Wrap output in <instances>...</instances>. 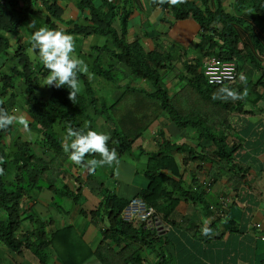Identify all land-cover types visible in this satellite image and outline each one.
Returning <instances> with one entry per match:
<instances>
[{"label": "trees", "instance_id": "16d2710c", "mask_svg": "<svg viewBox=\"0 0 264 264\" xmlns=\"http://www.w3.org/2000/svg\"><path fill=\"white\" fill-rule=\"evenodd\" d=\"M46 1L50 4L44 6L52 11L55 0ZM196 2H199L200 6ZM149 3L167 9L170 13V22L186 17L194 20L199 25V35L203 39V44L191 48L195 54L190 59L177 47L165 52L160 51L156 46L143 50L138 42L139 36L127 32L128 10L121 12L106 0H75V9L80 14L86 11V16H82L79 22L70 20L72 27L67 31L74 36L75 54L85 61L88 72L78 74L83 101L77 94L75 101L72 102L68 99L69 89L66 86L60 88L43 86L48 72L39 59V53L31 47H26L28 42L24 43L22 37L18 35L22 26L29 28L32 22L39 28L45 21V16L39 13L31 0H0V100L4 101L2 107L9 113L15 115L16 110L20 109L28 121L27 128L14 123L17 129H24L25 135L17 130L14 131L16 132L14 135L8 134L11 132V126L0 129V168L3 169L0 173V211L2 212L0 241L12 250H17L19 246L25 247L36 257L39 264H49L50 256L61 264H80L89 255H97V249L83 251L81 246L84 248L85 246L70 225L48 230L45 228L46 222L38 219L30 220L32 227L28 232L21 233V238L16 236L19 223L27 218L22 216L24 210L19 208L22 196L30 195L29 192L35 194L41 187L50 188L54 185V194L61 198H70L74 202L77 200V195L64 183L59 186L55 182L51 183V177L44 179L49 180L44 185L40 183L44 180L39 176H43V172L47 171L50 162L43 161L39 153H34L30 146L33 143L29 139L31 135L40 137L39 142L42 144L40 151L42 153L45 150L52 151L54 162L59 164L67 158L62 142L68 140L66 132L69 126L80 129L88 122L91 128L97 130V122L99 124L107 122L112 125L111 128L106 126L107 133L110 134L108 146L115 148L117 155H121L130 149L132 141L141 129H145L159 112L163 111L177 126L183 125L196 133L199 139L197 147L201 151L206 146L203 140H208L212 145L213 157L216 158L215 163L221 162L218 167L224 172L225 169L222 167L230 161V155L238 146L232 144L228 147L223 133L212 132L213 126L203 122L198 115L194 117L192 110L184 113L175 105L177 99L174 98L175 103L167 96L161 72L171 71L176 64H180L179 59L186 58L182 61L180 70L178 69L182 77L187 80L184 87H191L200 96L203 104L209 107L206 111L211 117L209 120L223 123L227 113L231 111L245 113L246 110H242L243 103L255 105L264 90V68L252 57V48L257 54L261 53V43L254 37L253 30L251 31L249 26L241 28L242 30L238 29L235 23L236 16L225 13L219 3H216L213 9L209 5V0H183V3L177 5H172L167 0L164 3L160 0H149ZM234 5L237 7L234 8L235 12L247 9L255 15L257 22L261 23L264 17V11L261 16V1L235 0ZM53 13L58 16L56 11ZM58 19L62 21L61 18ZM114 21L117 23L116 27L113 26ZM258 26L264 31L260 24ZM244 33H247V37L242 40ZM93 35L102 38V45L95 54L85 56L81 53V42L84 38ZM101 51H105V55L101 54ZM204 56L231 60L237 70L248 61L252 72L262 70V75L258 79L248 78L246 84L237 85L235 88L229 85L209 84L202 75L199 61ZM113 68L118 74L112 73ZM89 75L111 84H117L119 75L120 79L126 76L134 80H142L145 82L144 86L131 83L122 86L123 90L129 88L132 89L131 92L140 94L139 97L142 99L135 98L119 104L120 96H116L107 104L105 97L96 95ZM15 81L18 82L17 87ZM116 86L120 87L118 84ZM245 87L248 94L243 99L221 98L224 94L220 90L223 88L242 94ZM44 90H46L44 96L41 93L37 94V91ZM214 95L217 96L216 99H213ZM13 107L14 110L11 109ZM101 115H105L104 119H101ZM19 117L23 118L22 115ZM205 134L209 135L208 138ZM6 136L7 142L4 140ZM171 145L172 150L185 153L187 160L204 158L187 144L171 143ZM37 160L41 163H37ZM165 170L172 173L176 170L171 159H164L158 153L147 158L143 170L147 184L133 195L153 207L159 219L166 218L172 210V205L179 199L194 203L204 202L201 192H196L191 187L182 190L181 183L168 180V176L163 174ZM128 199L117 197L112 191L106 190L102 199L84 214L88 215L94 224L97 223L102 227L99 229L98 244L108 243L109 246V243H122L120 249L124 250L132 247L131 252L126 256L127 261L130 264H146L138 253L146 240L154 239L155 233L143 228L142 224L121 220L120 212ZM166 200L169 202L168 205L164 204ZM123 260L125 261V258Z\"/></svg>", "mask_w": 264, "mask_h": 264}, {"label": "crops", "instance_id": "0c3cea01", "mask_svg": "<svg viewBox=\"0 0 264 264\" xmlns=\"http://www.w3.org/2000/svg\"><path fill=\"white\" fill-rule=\"evenodd\" d=\"M106 1L111 2L121 12L129 11L127 32L140 35L142 43L148 45L146 49L160 46L156 41L157 37H161L160 43L163 41L162 38L166 37L165 43L174 42L172 46L179 49L200 47L203 44V39L199 35V25L191 18L186 17L170 22L169 11L150 5L149 0ZM257 1H261L262 16L264 0ZM234 2L235 0H209V5L213 9L216 3H219L225 13L236 16L235 23L238 29L242 30L243 27L249 26L251 31L253 30L254 37L261 43L262 51L257 54L256 50L252 48V57L264 68V55H262L264 31L260 30L258 26L260 24L261 28H264V17L259 23L255 15L247 9L235 12L234 8L237 7ZM58 4L63 10V16L69 14L73 21L78 20V16H86L85 11L80 14L75 9L73 0H59ZM198 5L200 6V3ZM147 7H151L150 13L153 11L155 17L153 21H159L160 29L156 31L151 32V29H146L149 26L143 16H145L144 11ZM157 9L161 10L160 13ZM163 13L167 18L163 17ZM141 27L144 28L141 29ZM246 34L244 33L242 40L247 37ZM152 39L155 40L154 44ZM247 44L249 45V42ZM101 45L102 38L100 36H88L81 42V53L90 56V54H95ZM164 47L166 46L158 47V49L162 52L170 49V46L166 49ZM194 54L195 52L191 56ZM179 63L171 71H162L161 77L167 96L172 100L177 99V101L174 100L177 102L175 105L187 113V110L190 111L193 100L187 97L188 94H177L181 86L187 83L179 71L182 64L181 59H179ZM239 73L244 74L247 80L248 78L258 79L262 75V70L261 72L260 70L252 72L250 63L246 61L237 73L236 79L240 80ZM126 79H130L129 82L126 81V84L145 85L142 80H134L130 77H126ZM236 85H242L241 81ZM131 90L124 88L119 92V104L135 98L142 99L139 97L140 94H135ZM100 93L103 94L101 91ZM78 94L80 98L83 96L80 91ZM199 102H201L200 99ZM200 106L201 104L196 107L197 111ZM242 106V110H246L245 113L231 111L227 113L224 123L209 120L212 124L208 125L213 126L211 131L223 133L228 147L232 144L238 146L230 155V161L222 167L225 169L224 172L220 171L221 169L218 167L221 162L215 163L216 158L213 157L212 145L209 141L203 140L206 146L201 151L197 147L199 139L196 133L183 125L177 126L163 111L159 112L158 116L145 129H141L127 152L118 155L119 161L127 167L119 172H125L128 178L115 180L112 183L113 188H108L102 181H98L94 175L95 172L89 173L72 163L64 151L67 158L59 164L55 161L56 166L52 170L53 174H51L50 180L53 184L57 181L64 183L70 191L77 195L75 202L69 198L72 202L69 203L73 207L66 206L65 199H59L61 197L54 194V185L50 188L41 187L35 194L29 192L30 195L22 196L19 202V208L24 210L22 216H27V218L19 223L16 234L21 236V233L28 232V229L32 227L31 219L32 221L33 219L45 221L48 223L45 226L48 230L70 225L74 232L80 236L85 248H88L85 249L80 245L83 251L97 249V255H89L80 264H130L126 256L131 252L132 247L129 250L128 248L124 250L120 249L123 246L122 243H109V246L108 243L98 244L100 241L98 224H94L84 213L102 199L106 190L112 191L117 197L126 199L145 187L147 180L143 176V170L147 158L158 153L164 159L169 158L174 163L176 170L173 173L175 174L163 171V174L168 176V180L181 183L182 190L191 187L192 190L201 192L205 203H194L181 199L175 202L169 215L158 221L160 226L157 231H153L155 241L154 239L146 240L145 245L138 253L145 263L264 264V90L255 105L243 103ZM192 111L194 112V110ZM195 115L193 114V116ZM107 124L110 123L106 122L103 128H106ZM108 127L111 128L112 125L110 124ZM103 128H99V130L103 131ZM105 132H108L107 129ZM205 135L208 138L209 135ZM68 142L69 140H64L62 146ZM171 143L187 144L193 147L195 153L204 158L197 157L187 160L185 153L172 150ZM35 147H31L34 153L39 152L35 150ZM112 166H103L104 171L111 173ZM82 204H86L87 209H83ZM164 204L168 205V200ZM1 213L0 211V215ZM254 224H258V227ZM204 227H209L212 234L208 236L202 234ZM0 260L4 262L7 260L5 264H39L36 257L25 247L19 246L17 250H12L1 241ZM49 264L61 263L50 256Z\"/></svg>", "mask_w": 264, "mask_h": 264}, {"label": "clouds", "instance_id": "9594fccd", "mask_svg": "<svg viewBox=\"0 0 264 264\" xmlns=\"http://www.w3.org/2000/svg\"><path fill=\"white\" fill-rule=\"evenodd\" d=\"M31 1L35 3V6L39 10V12H41V14L45 16V21H43L42 25H40L39 28L36 27L34 22L29 24V27L34 29V31L31 33V46L26 45V47H31L34 51H38L39 59L42 62L43 67L48 72L43 86L56 88L66 86L69 89L68 99L73 102L75 101L77 94L81 89V81L79 79L78 74L87 73L88 68L85 61L75 54V38L71 33L67 31L69 30V28L72 27V23L69 22L72 19L71 17L68 18L66 15L63 16V10L58 4L59 0H55L53 2L55 7L52 11L47 10L44 6L49 5V1ZM160 2L164 3L165 0H160ZM167 2L172 5H177L183 3V0H167ZM53 11H56L58 16H55ZM58 18H61L62 21H60ZM80 20L81 17L78 18L77 21L79 22ZM113 23H116V21H114ZM22 40H24L23 37ZM172 47H170V49ZM187 49L180 50L185 55H188V58L190 59V56L193 51L187 53ZM207 57H214L221 61H228L234 65V79L219 84L223 86L229 85L232 86V88H235L237 86L235 84V80L237 78V73L239 69H236V65L233 61L220 59L215 56H204L200 59L201 72L205 81L206 78L203 74V62ZM184 59L186 58H183L181 60L183 61ZM240 81L242 84H246L247 77L244 74H240ZM220 92L224 94L221 98H230L232 100L243 99L248 94L246 87L242 94L237 91L229 90L227 88L221 89ZM216 98L217 96L214 95L213 99ZM3 103L4 101L0 100V129H6L12 124V126H16L14 123H19L25 128H27L28 121L25 118L10 114L5 108L2 107ZM11 109L14 110V107ZM20 131L21 129L18 132L20 133ZM21 132L23 133L22 135H24L25 131L22 130ZM66 137L68 138L69 142L65 143L63 147L64 151L68 154L69 160L75 165L82 167L89 173H94V171L98 167H103L105 165L112 166L114 163H119L116 149L109 148L108 146L110 134L103 131H97L91 128L88 122H86L83 125V128L80 129H74L69 126L67 128ZM90 155H98L99 159H86V157ZM2 172L3 169L0 168V173ZM98 228L102 229L101 226H98ZM202 234L206 236L211 235L212 230L209 227H204L202 229Z\"/></svg>", "mask_w": 264, "mask_h": 264}, {"label": "rangeland", "instance_id": "374dc122", "mask_svg": "<svg viewBox=\"0 0 264 264\" xmlns=\"http://www.w3.org/2000/svg\"><path fill=\"white\" fill-rule=\"evenodd\" d=\"M73 1H75V0H73ZM150 8L151 7H147L146 9H145V16H143V19H146V21H147V25L149 26V28H146V29H148V30H150L151 29V32L152 31H156L157 29H160V24H159V21L157 22V20L156 21H153V18H154V20H155V17H154V15H153V11L150 13ZM33 10H35L34 8H33ZM157 11L160 13V11L161 10H159V9H157ZM39 13H41V12H39ZM30 17H31V15H29ZM67 17L68 18H70V15L68 14L67 15ZM163 17H165V18H167L165 15H164V13H163ZM32 18V17H31ZM36 18V17H35ZM156 22V23H155ZM113 25H115V23H113ZM19 26H21V25H19ZM24 28V29H23ZM144 27H141V29H143ZM161 28H162V25H161ZM34 31V29H32V28H27V27H24V26H22L21 28H20V31H18V35H20L21 37H23L24 38V40H23V42L24 43H26L27 44V42H28V44L27 45H30L31 46V40H30V38H31V33ZM23 36H22V35ZM13 38H14V36H13ZM153 39H155L156 40V38H153ZM152 39V41H153V44H154V41L155 40H153ZM157 39L158 40H156L157 42H158V44L160 45V46H157V47H159V48H162V46H166V47H164L165 49L166 48H168L169 46L171 47L172 45H174V42H171L170 43V41L169 42H167V43H165L166 41H167V39H166V37H163L162 38V42L160 43V39H161V37H157ZM149 40V39H148ZM138 42L142 45L141 46V48L143 49V50H146V47H148V45H144L143 43H141L142 42V40H141V38H140V35H139V39H138ZM151 46V45H150ZM193 50L191 49V48H188L187 49V53H190V52H192ZM105 53V51L104 52H102L101 51V54H103V55H105L104 54ZM39 55V54H38ZM178 68V67H177ZM112 73L113 74H118V71H116V69H112ZM239 76H240V73H239ZM89 78H90V81H91V85H92V87L94 88V90H95V93H96V95L97 96H99V97H101V96H103V97H105V102L107 103V104H109V103H111L112 102V100H113V98L114 97H119V92H121L122 90H123V88H119V87H117L116 85L118 84L120 87H122L123 86V84H126V81L127 82H129V80L130 79H126V76L124 77V78H122V79H120L121 78V76L119 75L118 76V78H119V81L117 82V84H111V82H106V81H104V80H102L101 78H97V77H93V76H91V75H89ZM240 83V80L239 79H236L235 80V84H239ZM14 84H15V87H17L18 86V82L17 81H15L14 82ZM100 89V90H99ZM15 90V89H14ZM100 91L101 92H103V94L101 95V93H100ZM42 92H44V93H42ZM80 92H81V94H82V91H81V89H80ZM41 93V95L42 96H44L45 95V93H46V90H44V91H37V94H40ZM178 93H183V94H188V98L189 99H191V100H193V102H192V104H191V107H190V111L191 110H194V114H196V115H198L200 118H201V120L203 121V122H205L206 124H212L210 121H209V118H211L209 115H207L206 114V111H208V109H209V107L207 108V106L206 105H204L203 104V101L201 100V98H200V96L191 88V87H188V86H181V88L179 89V91H177V94ZM113 94V95H112ZM179 96V95H178ZM82 99H83V96H82ZM200 99V101L201 102H199L198 103V100ZM83 101V100H82ZM199 104H201V106L199 107V110L198 111H196V107H198V105ZM108 111H110V110H108ZM114 111H115V109H114ZM203 111H205V113L202 112ZM10 114H12V113H10ZM15 115L16 116H20V115H22V117L24 118V115L21 113V110L19 109V110H16V112H15ZM195 115V116H196ZM212 115V114H211ZM104 116L105 115H101L100 117H101V119L103 118L104 119ZM194 116V117H195ZM213 116V115H212ZM112 117H114V115H112ZM214 117H216V115L214 114ZM97 122V121H96ZM95 122V123H96ZM105 126V124L102 122L101 124H99V122H97V130H99V128H103ZM107 126H110V124H107ZM19 131L20 129H17V127H14V126H12L11 125V132H9L8 134H10V135H14L16 132H14V131ZM22 130H24V129H22L21 128V131ZM20 131V132H21ZM103 131L105 132L106 131V128H103ZM9 135V136H10ZM10 138H11V136H10ZM39 136H37V137H35V134H33V135H31L30 137H29V139L33 142L32 144H31V147H35V149H37L39 152V155H41V158H42V160L43 161H49L50 162V165L48 166V169H47V171L45 172H43V176H39V178H41V177H43V180L44 179H49L50 177H51V174H52V170L55 168V166H56V163L54 162V160H53V153H52V151H46L45 150V152L44 153H42L41 151H40V149L42 148V144L39 142ZM4 140L7 142V140H8V137L6 136V137H4ZM37 156V155H36ZM94 158H96V159H99V157L97 156V157H94ZM36 159V158H35ZM86 159H93L92 158V156H90V157H87ZM37 163H41V161L40 160H37ZM125 168H127L125 165H124V163H122L121 161H119V163H117L116 165H113L112 167H111V173L108 171V172H106V171H104V167H98L94 172V175L96 176V178L98 179V181H102V183L104 184V186H106V187H108V188H113L112 187V183L115 181V180H122L123 178H128V176L126 175V173L125 172H119L120 170H122V169H125ZM110 173V174H109ZM38 178V179H39ZM37 179V180H38ZM38 183H39V181H37ZM47 182H49V180H44V181H41L40 183H42L43 185L45 184V183H47ZM55 184L57 185V186H59V185H61V183H60V181H57V182H55ZM59 199H65V205L66 206H71V208L73 207V205L72 204H70L69 202H71V200L69 199V198H67V200H66V198H59ZM58 199V200H59ZM72 203V202H71ZM82 207H83V209H87V205L86 204H82ZM48 223H45V226L47 225ZM16 236L17 237H21V236H18L17 234H16ZM7 262V260H5V262L4 261H2V260H0V263H3V264H5Z\"/></svg>", "mask_w": 264, "mask_h": 264}, {"label": "built area", "instance_id": "2783aa9c", "mask_svg": "<svg viewBox=\"0 0 264 264\" xmlns=\"http://www.w3.org/2000/svg\"><path fill=\"white\" fill-rule=\"evenodd\" d=\"M203 74L209 84H219L234 79V65L228 61H221L214 57H207L203 62ZM211 208V207H209ZM121 220L125 222H136L142 224L143 228L157 231L160 219L155 214L154 208L147 205L136 196H131L127 204L121 209ZM258 227V224H254Z\"/></svg>", "mask_w": 264, "mask_h": 264}]
</instances>
